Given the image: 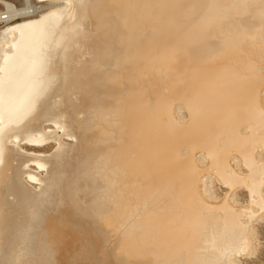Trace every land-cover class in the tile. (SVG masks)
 Here are the masks:
<instances>
[{
	"label": "bare ground",
	"instance_id": "obj_1",
	"mask_svg": "<svg viewBox=\"0 0 264 264\" xmlns=\"http://www.w3.org/2000/svg\"><path fill=\"white\" fill-rule=\"evenodd\" d=\"M37 1L0 0V264L253 258L264 0Z\"/></svg>",
	"mask_w": 264,
	"mask_h": 264
},
{
	"label": "rangeland",
	"instance_id": "obj_2",
	"mask_svg": "<svg viewBox=\"0 0 264 264\" xmlns=\"http://www.w3.org/2000/svg\"><path fill=\"white\" fill-rule=\"evenodd\" d=\"M7 1L12 2L17 7L23 5V0H7ZM31 1L36 3L37 5L47 6L46 2H38L37 0H31ZM3 10H4V6L2 4H0V11H3ZM2 26L3 25H0V27H2ZM216 191L219 193L220 189L218 187H216ZM263 226H264V224L262 223V226L259 225L258 228H257V230H258V241H257V251H256L255 256L253 258H251L252 260L251 259L243 260V264H249V263L264 264V230H263L264 227ZM259 232H260L261 235L259 234ZM260 236H261V238H260ZM259 260H260V262H259Z\"/></svg>",
	"mask_w": 264,
	"mask_h": 264
},
{
	"label": "built area",
	"instance_id": "obj_3",
	"mask_svg": "<svg viewBox=\"0 0 264 264\" xmlns=\"http://www.w3.org/2000/svg\"><path fill=\"white\" fill-rule=\"evenodd\" d=\"M4 19V15H0V25H2V20Z\"/></svg>",
	"mask_w": 264,
	"mask_h": 264
}]
</instances>
